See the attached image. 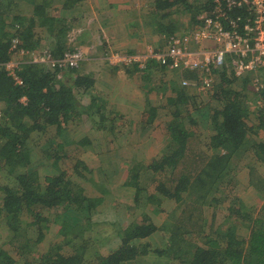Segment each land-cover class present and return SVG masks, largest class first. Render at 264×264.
Here are the masks:
<instances>
[{
	"label": "trees",
	"instance_id": "obj_1",
	"mask_svg": "<svg viewBox=\"0 0 264 264\" xmlns=\"http://www.w3.org/2000/svg\"><path fill=\"white\" fill-rule=\"evenodd\" d=\"M188 1H153L162 22L166 20L160 34L170 35L182 30L178 27L180 21L171 26V11L175 7V13L188 16L189 9L184 7L189 4ZM199 1H202L201 7H194L196 11L193 12L192 20L188 16L191 28L200 26L198 16L203 12H213L215 6L214 0ZM82 2L84 0H60L58 8L70 11L75 9L80 14L66 18L57 12V7L52 8L45 0H0V63L10 59V47L14 40L18 41L19 48L21 46L27 51L42 48L54 58L62 56L67 50L76 51L82 46L81 35L87 31L83 24L80 26V18L84 14L79 11L83 8ZM27 3L30 17L19 12L20 6L27 7ZM250 17L246 7L234 6L227 11L223 25L229 28V21L233 20L234 28L243 34L245 31L242 27ZM37 28L41 29V34L36 36ZM99 40L100 44H96ZM111 41L103 38L102 32L98 31L92 43L100 48L108 46ZM117 51L126 55L137 53L136 49L121 50L119 47ZM92 56H86L84 61ZM18 62L16 74L21 83H16L4 66H0V173L5 175L0 181V217L10 219L7 221L11 229L7 241L9 244L12 239H17L16 233L21 229L19 223L13 225L12 220L22 213L32 219L27 225L34 227L36 235L18 243L17 252L31 254L35 251L37 256L31 261L22 259L20 264H145L147 256L166 258L172 262L178 260L179 264H264V212L262 218L248 217L245 237L237 233L234 225L227 226L222 236L223 244L218 241L219 236L216 234L212 236L205 233L201 245L193 244L187 237L198 226L195 221L199 217L194 213L201 212L191 202L205 204L208 202L207 197L215 200L211 195L219 191L220 183L227 175L234 174L238 166H242L241 163L237 165L242 156L255 157L264 163V143L255 139L257 130L264 129V67L243 77H237L228 67L215 72L212 89L206 94V104L202 106L209 109L207 116L212 129L203 144L204 150H197L198 141L193 136L195 133L191 132L200 121L192 118L186 106L183 113L177 109V105L187 98L184 92L187 86L182 83L179 88L173 89L176 95L171 99L170 111H166L171 116L165 127L168 139L160 149L159 157L144 162L129 158L126 161L128 171L125 169V177L119 182V187L134 190V199H138L139 193L144 192L147 208L159 201L167 206L160 209L164 212L163 217H160V225L158 222L154 224L144 213L145 217L140 222H131L116 233L120 241L114 250L105 255L96 251L93 257L87 258L86 251L95 245L92 240L95 237H91L93 233H89L88 229L101 223L96 224L91 217L100 208L108 206L114 196L104 189L99 190L104 198L98 197L99 193L95 190L88 195V190L70 179V175L63 169V157L59 152L52 151L51 156L46 154L53 158L54 171L44 180L36 170L37 165L35 168L30 167L28 162L31 161L29 143L32 132H36L37 136L46 135L47 127L74 121L92 103L95 109L94 97L86 108L80 104L82 99L86 101L88 95L94 96L92 90L95 79L83 70L82 65L80 69H70L62 81L58 73L59 69H63L60 66H49L30 59ZM82 63L83 60L79 65ZM147 65L145 69L149 66H163L155 60L147 62ZM109 67L113 66L109 64ZM182 72H185L183 79L187 81H196L200 76L195 69ZM256 78L261 85H254ZM248 85L252 88L247 89ZM250 93L257 94L259 98L255 101L259 124H255L253 115L251 117ZM77 95L82 99L77 100ZM22 97L26 99L24 103L20 101ZM195 99L200 101L197 97H190L193 107L197 106ZM258 102L261 104L257 105ZM96 111L102 123L97 125L105 128L103 123L106 117L99 105ZM71 116L74 118L72 121ZM186 117L187 124L182 121ZM84 140L90 139L87 136L81 141ZM68 143L70 141L64 140L61 147ZM64 155L70 160L68 152ZM87 157L91 160L90 156L84 158ZM80 163L84 164L82 160L76 159L75 164ZM101 163L105 166L104 170L108 171L109 162L101 158ZM77 173L85 179V175L79 171ZM114 204L119 206L123 203ZM50 226L56 228L61 241L50 245L46 252L39 253L37 245L45 239ZM155 232L164 234V243L158 250L151 249V244L144 241ZM0 254L6 253L0 249ZM5 258L4 264L17 263L8 256Z\"/></svg>",
	"mask_w": 264,
	"mask_h": 264
},
{
	"label": "rangeland",
	"instance_id": "obj_2",
	"mask_svg": "<svg viewBox=\"0 0 264 264\" xmlns=\"http://www.w3.org/2000/svg\"><path fill=\"white\" fill-rule=\"evenodd\" d=\"M47 3L52 5V8L58 9L57 12L66 18H70L74 16L78 11L73 10H65L58 8L56 1L58 0H45ZM111 2V4H109ZM125 1V2H124ZM151 1V0H150ZM119 2V3H118ZM141 2L146 3L145 0H89L86 5L91 8L96 20L92 22V19L84 16L81 19V25L83 24L87 31L81 35L80 41L82 42V46H79L77 50L83 52L84 57L93 55L92 57H88L86 61L83 59V63L78 66L77 69L83 66L84 71H96V68H107L109 67L107 58L111 53L117 51V48L124 47L126 42H132L134 40L141 39L142 43L139 45L140 49L144 47V45H149L152 41H147V35H154L157 33L156 28L153 24H145L143 18L146 20L147 15H141L140 13L144 10L143 4ZM23 3V2H22ZM120 3H128V6L118 7L117 4ZM197 5L194 4L191 8L193 9ZM180 8H184L181 7ZM20 13L22 12L25 16L30 12L28 11V3L26 5L20 6ZM63 10V11H62ZM89 10V9H88ZM196 11L195 8L190 11V15L192 16L193 12ZM136 12V13H133ZM128 14V17L125 14ZM130 14V15H129ZM178 18L182 17V20L189 21V17L187 15L175 13ZM79 16L80 14H76ZM104 16H110L113 22L111 31L108 33V38L106 37V33L102 32V36L105 39H112L106 48H96L95 44L92 43L97 35V27L100 24L99 21L103 19ZM27 17V19H28ZM124 19L127 21H132L133 24L130 27L123 24ZM192 20V19H191ZM189 21V23L191 22ZM166 20H163L165 23ZM27 22V20L25 21ZM188 22L182 23L180 29H183L184 26H188L191 28V25H187ZM36 36L41 34V29L37 28ZM35 38H33L34 40ZM22 41V40H21ZM121 41L123 43H121ZM100 41H97L96 44H100ZM150 42V43H149ZM85 43V44H84ZM91 43V48L89 45ZM25 45V44H24ZM68 46V45H67ZM75 47V46H74ZM139 48H124L126 50L129 49H137ZM35 50L28 51L27 54L32 55L35 53ZM30 57V56H29ZM22 59H29L28 56H24ZM116 67V66H113ZM130 69H133L132 66H128ZM111 68V67H110ZM123 69L122 66L117 67L118 71ZM60 74L62 81L66 77V73H70L69 68H63L58 71ZM121 74V73H117ZM136 74V72L134 73ZM138 74H140L138 72ZM114 76V78L122 79L126 74H121L118 77L114 75V73H109L106 71L104 73V83L101 81L95 82V88L92 90V95H88L86 101L83 102V99L80 95H77V100H81V105L83 108L89 106V102L91 99H95V109L93 108L94 103L89 106V109H85L84 114L80 116L78 120L74 124L70 123H62V125H51L46 128L47 134L42 136H37L36 132H32V136L30 139V157L31 161L28 162V165H33L34 168L39 174H42L45 178L49 177L50 172L52 170V161L53 158L47 157L50 155V152L56 151L59 152V155L62 156V165H64L63 169L67 171L68 175H70V179H72L77 184L81 185L84 189L88 190V195L95 190L97 194L100 189H104L111 193L114 196L113 199H110L109 205L100 208L99 211L93 213L91 219L97 224L93 225L91 230L88 229L89 233L92 232L93 235L91 237L94 240L95 245L93 248L88 249L85 253V256L93 257V252H98L99 254L105 255L114 250L118 245L120 239L116 233L120 232V229L128 226L131 222H140L144 217L149 216L150 219L155 222H158L159 225L162 221V217L164 215L163 209L167 207L164 203L160 202L154 205H149L147 208L146 201L143 198V193H139L138 199H134L135 194L134 190L126 187H119V182H122L125 177V169L128 171L127 162L129 158L135 161H149L152 156L159 157L160 149L166 144L168 136L166 134V128L163 125L156 127L155 129H149L147 126L142 125L140 120L135 118L134 121L130 120L132 113L128 114L127 117H123L120 115H112L111 120H106L104 123H107L105 128L99 127L100 117L99 113L96 111L98 105H100L102 101L103 94H107L111 92V84L114 83L111 81L110 76ZM129 75H127L128 77ZM110 77V78H109ZM106 79V80H105ZM106 81V82H105ZM113 81H116L114 79ZM118 82V81H117ZM111 83V84H110ZM96 84L98 85L96 87ZM159 86V83L155 85ZM248 88H252L251 85L247 86ZM99 91V93H97ZM208 92H206L207 94ZM206 94H198L194 91H190L186 94L187 98H185L184 102H180L177 105V109L179 111H183L186 106L189 109H193L195 112L192 116L195 120L200 117L199 125L194 127L191 132L195 133L193 135L198 141V148L200 150H204V145L208 140L207 137L212 133V129L210 128L211 122L207 116L209 109L207 107H202L206 104L204 100ZM197 97L200 101H197V106L193 107L190 102V97ZM252 100L251 102H255L259 100L257 94L250 93ZM106 107L110 108V103H104ZM116 105V104H113ZM85 106V107H84ZM124 106L123 111H125ZM199 112L197 113V111ZM89 112V113H86ZM191 111V110H190ZM182 113V112H181ZM76 116L78 115L77 113ZM134 115V114H133ZM78 117V116H77ZM111 117V115H110ZM76 118V117H75ZM74 119L71 116V120ZM182 121L187 124L188 118L182 119ZM198 121V120H197ZM131 122V124H130ZM98 124V125H97ZM163 124V123H162ZM135 125V126H134ZM95 126L99 127L95 129ZM90 140H83V138L87 137ZM105 136H109L108 138L112 139V142L109 143ZM192 138V136H190ZM64 140L70 141L68 145H63L61 147V143ZM106 143V144H105ZM90 150L88 153H92L94 155H100L101 158H104L105 162H109L108 171L104 170V164L101 163V158L99 160L93 158L89 160L88 158H84L82 154L86 153V151ZM68 152L70 155V160L68 157H65V153ZM209 154V153H208ZM92 156V155H91ZM90 156V157H91ZM65 157V158H64ZM73 158V159H72ZM76 159L82 160L84 164L80 163L76 165ZM99 160V161H98ZM252 161L257 162L255 158L249 159L247 157H242L240 161L238 160L237 165L239 163L242 164V167L239 171H236L234 174L227 175L224 180L220 183L218 188V192L212 194L215 200H211V197H207L208 202L205 204H198L191 202L195 208L200 209V213H194L195 216H198L199 219L196 222L197 228L191 235L187 236L188 241H192L193 244L201 245L203 241L204 234L218 235V241L220 243H224L222 236L224 235L227 226L234 225L237 233L241 237H245L248 230V217L251 219L254 218H262L264 212V166L261 163H255V166H251V169L247 171V165ZM82 164V165H81ZM246 165V166H245ZM126 167V168H125ZM239 168V166H238ZM51 169V170H50ZM50 171V172H49ZM56 171V170H55ZM85 175V179H83L77 172ZM234 172V171H233ZM256 172V173H255ZM247 173L249 175H247ZM4 173H0V181L4 178ZM247 177H249L250 183L255 187V192L251 190H247L249 186L247 184ZM44 180V178L42 179ZM248 185V186H247ZM98 197H103L104 194L99 193ZM106 199V196H105ZM145 201V202H144ZM123 203L121 205H115L119 203ZM190 203V202H189ZM191 204V206H192ZM211 204V205H210ZM244 205V206H243ZM249 210H252V216ZM145 213V214H144ZM195 216L193 220H195ZM161 217V218H160ZM10 219L0 217V249L3 250L6 254H0V264H4L6 261V256L14 259L17 263L20 264L22 259L33 260L36 259L37 254L32 252L31 254L23 253L19 254L17 252V244L21 243L25 240L26 237H34L36 235L35 229L33 230L31 226H28V222L30 221V216L26 213H22L15 220H12L13 225L15 222L19 223L20 231H17L16 237L17 239H12L9 244L8 238L10 236V227L7 225V221ZM162 232L153 233L152 237L146 238L144 241H147L151 244V249H159L161 245L164 243V234ZM88 236V235H87ZM90 236V235H89ZM80 239V237H79ZM61 241V236L56 233V228L52 226L46 231L45 239L37 245L38 252H46L50 249V245L53 243H57ZM68 249V247L66 246ZM153 254V253H151ZM91 262V260H87ZM178 260L171 261L166 258L156 259L154 257H145V264H179ZM95 262V261H93Z\"/></svg>",
	"mask_w": 264,
	"mask_h": 264
},
{
	"label": "built area",
	"instance_id": "obj_3",
	"mask_svg": "<svg viewBox=\"0 0 264 264\" xmlns=\"http://www.w3.org/2000/svg\"><path fill=\"white\" fill-rule=\"evenodd\" d=\"M213 12H201L198 20L201 25L183 32L162 35L165 44L162 48L147 45L141 52L126 55L114 51L107 58L112 66H132L145 69L147 62L155 60L171 70H192L200 73L201 80L182 83L194 86L202 93L210 91L213 86L215 72L230 67L237 77H243L250 72H256L264 67V0H214ZM234 6H244L249 10L251 17L243 25L245 33H240L234 27L233 20L229 21V28L223 25L227 11ZM212 13V14H210ZM204 42H211L212 47L204 46ZM10 59L4 66L7 74L12 76L16 83L21 80L16 74L18 60L30 56V60L62 68H77L85 57L83 52L67 50L62 56L54 58L44 49H38L32 55L27 54L18 41L14 40L10 47ZM59 69L58 71H60ZM262 83L255 79L254 85ZM25 97L20 99L25 102Z\"/></svg>",
	"mask_w": 264,
	"mask_h": 264
},
{
	"label": "crops",
	"instance_id": "obj_4",
	"mask_svg": "<svg viewBox=\"0 0 264 264\" xmlns=\"http://www.w3.org/2000/svg\"><path fill=\"white\" fill-rule=\"evenodd\" d=\"M88 1L89 0H84V2H82L83 8H80L79 11H82L84 13L83 14L84 16H87L89 19L91 18L92 22H94V20H96V17L94 16L95 14L91 10V8H89L86 5V3ZM145 1H146V3L141 2L143 4L144 10L140 14L142 16L147 15L146 20L143 18L144 22L149 23V24H153V26L156 28V30H154V31H157V33L154 35H147L146 36L147 40L144 39V41L145 42L152 41V43L149 45H151L157 49L162 48L163 47L162 44L165 43V41L162 38L163 34H160V33H161V30H163V26L165 25L166 22L163 23L162 20L160 19V17L158 16V12L155 9V6L153 4L154 0H151V1L145 0ZM58 2H60V0L56 1L55 5H57ZM111 2L112 1H110L109 4H111ZM192 2H193V4H192ZM187 3H189V4L187 6L185 5L184 7L189 9V11H188L189 13H187V14L192 19V16L190 15L191 14L190 11L193 9L191 7L194 6V4L197 5L196 7H201L200 5L202 4V1L190 0ZM125 4L128 6V3H125ZM125 4L120 3V4H117V6L122 8V7L126 6ZM171 12L173 13V15H171V19H170L171 26L177 25V22L180 21V23H178V27L180 28V26H182V23L188 22L187 20H182V17L178 18V16H176V14H174L175 13V7L172 8ZM133 13H136V12H133ZM125 15L128 17L127 13ZM99 22H100V24H98L97 32L98 31L105 32L106 37L108 38V33L111 31L110 28H112V25H113L111 17L110 16H104L103 19H101V21H99ZM123 24L125 26L128 25L131 29V26L133 24L135 25L137 23H135V22L133 23L132 21L126 22V19H124ZM187 25H189V22L187 23ZM80 26H81V23H80ZM187 27L188 26H184V28H187ZM184 28L178 32L185 31ZM195 28H197V26H195ZM189 29L190 28H188L187 30H189ZM141 41H142L141 39H139V40L137 39V40H134V41L129 42V43L126 42L124 47L121 48V50L122 49L125 50L124 48H132V47L139 48V47H141L139 45L140 43H142ZM203 45L208 46V47L214 46V44L211 42H204ZM84 46H86V47L89 46V48H91V44L84 45ZM144 46H146V45H144ZM102 47L106 48V45L102 46ZM143 49H144V47H142L141 49L139 48V50H137V49L136 50H137V52H141ZM131 50H134V49H131ZM109 68L110 67L101 69V68L97 67L96 71H85V72L90 73L93 76V78L95 79V82L101 81V83H104V73L106 71H109V73H112V74L114 73V75H116L117 77L121 74L122 75L126 74V76H124V78H122V79H117V78H114V76L109 75L111 77V81L114 83H112V84L110 83L111 84V86H110L111 92H108L107 94H103L102 101L100 102L101 104L99 105L101 108V112H103V115L106 117V120H111L112 115L123 116V114H124L123 117L126 118L128 114L132 113L130 120L134 121V123H135V118H136V119L140 120V123H142V125L147 126L149 129H155L156 127H158L160 125H163L164 127H166V125H167L166 122L171 117L168 113H166V111H170L171 107L169 105H170L171 99H172V97H174L176 95V93L173 91V89L175 87L179 88L180 84H182V81L185 80V79H183L185 77L184 76L185 72H182V71H184V69H182V70H171L165 66H159V65H155L152 67L149 66L147 69H137L135 67H133V69H130V67L126 66V67H123V69L121 71H118L116 68L114 69L113 67H111V69H113V70H109ZM135 72H136V74H134ZM138 72L140 74H138ZM117 73H121V74H117ZM127 75H129V76L127 77ZM200 76L198 77L197 81L201 80ZM114 79H116V81H113ZM157 83H159V86L155 87V85ZM97 86L98 85L96 84V87ZM94 88L95 87H93V89ZM185 89L186 90H184V92L186 94L189 93L190 91H194V92L200 93V94H206V92L202 93L199 90L194 89V87H192V86H187V88H185ZM207 92L210 93V91H207ZM97 93H99V91H97ZM99 95H100V93H99ZM104 103L105 104L110 103L111 107L108 108L105 105H102ZM113 104H116V105H113ZM254 104H255V102H251V106H250L251 117L253 115V121L255 122V124H259V121L256 119L258 109L256 107V104L255 105ZM260 104H261L260 102L257 103V105H260ZM126 105H127V108L125 107V111H123V108ZM190 110H191L192 116H194L193 114L195 112L193 111V109H190ZM183 111H181V112L183 113ZM198 112H199V110L197 111V113ZM116 113H119V114H116ZM105 114H107V115H105ZM110 115H111V117H110ZM80 116L76 117L74 119V121H72L73 120L72 119L71 124L75 123V121L78 120L80 118ZM197 120L199 121L200 117ZM68 123H70V122H68ZM99 123H101V122L99 121ZM130 124H131V122H130ZM99 125H102V123ZM103 125L107 126V123L106 124L103 123ZM108 137L109 136H105L106 139ZM255 139L260 140V141L262 140V142L264 143V129L263 128L257 130ZM107 141L109 143H111L112 139L108 138ZM88 152H90V150L86 151V153L82 154V156H85V155L91 156L92 155L91 159L94 156L93 157L94 160L98 159V157L100 160V155H94V154L88 153ZM152 157L155 158V156H152ZM242 157H244V156H242ZM247 158L252 159L251 156H247ZM240 159H239V161H240ZM255 163H261L264 166V163L261 162L260 160H257V162L251 160V163L250 162L248 163L246 170L249 171L251 169V166H255ZM31 166H33V165H30V167ZM241 167L237 168V171H239L241 169ZM52 170L54 171V168H52ZM50 173L52 174L53 172H50ZM247 175H249V174L247 173ZM42 178H44V176H42ZM247 184L249 185V186L247 185L248 186L247 190L249 189V190L255 192L256 189L253 186V184L250 183L249 177H247ZM263 203H264V201H263ZM251 211L252 210H249V212H251ZM31 220L32 219H30V221ZM31 228L34 230V227L31 226Z\"/></svg>",
	"mask_w": 264,
	"mask_h": 264
},
{
	"label": "clouds",
	"instance_id": "obj_5",
	"mask_svg": "<svg viewBox=\"0 0 264 264\" xmlns=\"http://www.w3.org/2000/svg\"><path fill=\"white\" fill-rule=\"evenodd\" d=\"M79 66V65H78Z\"/></svg>",
	"mask_w": 264,
	"mask_h": 264
}]
</instances>
